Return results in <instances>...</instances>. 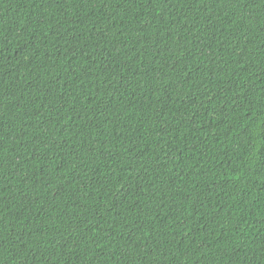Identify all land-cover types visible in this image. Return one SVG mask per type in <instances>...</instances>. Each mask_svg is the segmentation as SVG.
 <instances>
[{
    "label": "trees",
    "instance_id": "obj_1",
    "mask_svg": "<svg viewBox=\"0 0 264 264\" xmlns=\"http://www.w3.org/2000/svg\"><path fill=\"white\" fill-rule=\"evenodd\" d=\"M0 264H264V0H0Z\"/></svg>",
    "mask_w": 264,
    "mask_h": 264
}]
</instances>
